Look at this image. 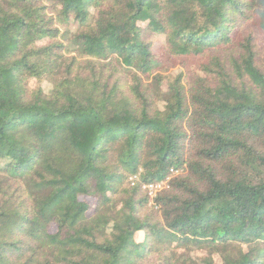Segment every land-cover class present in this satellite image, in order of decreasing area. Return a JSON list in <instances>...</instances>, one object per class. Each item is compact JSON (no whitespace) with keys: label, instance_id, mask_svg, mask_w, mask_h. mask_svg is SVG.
Masks as SVG:
<instances>
[{"label":"trees","instance_id":"1","mask_svg":"<svg viewBox=\"0 0 264 264\" xmlns=\"http://www.w3.org/2000/svg\"><path fill=\"white\" fill-rule=\"evenodd\" d=\"M0 264H264V0H0Z\"/></svg>","mask_w":264,"mask_h":264},{"label":"built area","instance_id":"2","mask_svg":"<svg viewBox=\"0 0 264 264\" xmlns=\"http://www.w3.org/2000/svg\"><path fill=\"white\" fill-rule=\"evenodd\" d=\"M171 172H172V169H171ZM136 178H137L136 175L130 178L131 184H134V181L136 180ZM169 178H170V175L167 176L163 180H160L157 182L146 183L143 185V189L146 190L147 195L149 196L150 199L154 198L158 192L168 187Z\"/></svg>","mask_w":264,"mask_h":264},{"label":"rangeland","instance_id":"3","mask_svg":"<svg viewBox=\"0 0 264 264\" xmlns=\"http://www.w3.org/2000/svg\"><path fill=\"white\" fill-rule=\"evenodd\" d=\"M157 49V46H155V50ZM175 71H173V73H174ZM31 82H33V81H31ZM43 89L44 90H48L49 89V84L47 83V82H45V83H43ZM85 200H87V201H90V199L89 198H85Z\"/></svg>","mask_w":264,"mask_h":264}]
</instances>
